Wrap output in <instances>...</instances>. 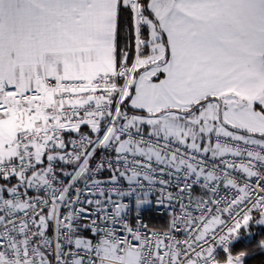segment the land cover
<instances>
[{
  "label": "snow or ice",
  "instance_id": "snow-or-ice-1",
  "mask_svg": "<svg viewBox=\"0 0 264 264\" xmlns=\"http://www.w3.org/2000/svg\"><path fill=\"white\" fill-rule=\"evenodd\" d=\"M250 223L264 0H0V264H244Z\"/></svg>",
  "mask_w": 264,
  "mask_h": 264
},
{
  "label": "trees",
  "instance_id": "trees-1",
  "mask_svg": "<svg viewBox=\"0 0 264 264\" xmlns=\"http://www.w3.org/2000/svg\"><path fill=\"white\" fill-rule=\"evenodd\" d=\"M146 219L150 227H166V219L164 218H160L149 213L146 215ZM261 237H264V226L256 223H250L247 229L242 226L237 237L232 240L230 249L235 252L243 248H254V246L258 244ZM261 256H264V249L245 256L244 264H258Z\"/></svg>",
  "mask_w": 264,
  "mask_h": 264
},
{
  "label": "built area",
  "instance_id": "built-area-1",
  "mask_svg": "<svg viewBox=\"0 0 264 264\" xmlns=\"http://www.w3.org/2000/svg\"><path fill=\"white\" fill-rule=\"evenodd\" d=\"M84 130H87L86 128ZM99 155H100V152L98 151V153L96 154V158L98 159L99 158ZM95 163V160L93 161V165ZM102 177H107L108 175H110V173L108 171H104L100 174ZM193 192L194 194H201V190L198 188V187H194L193 188ZM226 192V190H225ZM33 193L30 192V195H32ZM167 209L163 206V205H155V204H150V205H147L145 208L142 209L141 211V215L143 217V220L147 223V219H146V215L151 213L157 217H160V218H164L166 219V226L168 224V221H169V216L167 215ZM133 222H134V218H133ZM148 224V223H147ZM149 225V224H148ZM158 229H160L159 227H156ZM85 235H88L87 232L84 233ZM231 243H232V240L228 243V247L230 249L231 247ZM217 252H219L220 255H223L225 254L224 252V245L223 244H220L218 247H217Z\"/></svg>",
  "mask_w": 264,
  "mask_h": 264
},
{
  "label": "clouds",
  "instance_id": "clouds-1",
  "mask_svg": "<svg viewBox=\"0 0 264 264\" xmlns=\"http://www.w3.org/2000/svg\"><path fill=\"white\" fill-rule=\"evenodd\" d=\"M237 235H238L237 233H234L231 240H234L237 237ZM258 244L264 247V237H261L259 239ZM246 253H247L246 249H241L239 252L236 253V256L241 257L243 255H246ZM237 264H242V262H237Z\"/></svg>",
  "mask_w": 264,
  "mask_h": 264
},
{
  "label": "rangeland",
  "instance_id": "rangeland-1",
  "mask_svg": "<svg viewBox=\"0 0 264 264\" xmlns=\"http://www.w3.org/2000/svg\"><path fill=\"white\" fill-rule=\"evenodd\" d=\"M121 43H123V36L121 37ZM146 206H147V205H146ZM146 206H145V207H146ZM145 207H144V208H145ZM260 225L264 226V223H261Z\"/></svg>",
  "mask_w": 264,
  "mask_h": 264
},
{
  "label": "crops",
  "instance_id": "crops-1",
  "mask_svg": "<svg viewBox=\"0 0 264 264\" xmlns=\"http://www.w3.org/2000/svg\"><path fill=\"white\" fill-rule=\"evenodd\" d=\"M130 22V21H129Z\"/></svg>",
  "mask_w": 264,
  "mask_h": 264
}]
</instances>
